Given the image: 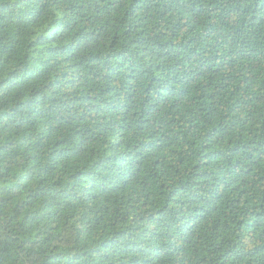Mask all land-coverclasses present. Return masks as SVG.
<instances>
[{
    "label": "trees",
    "instance_id": "obj_1",
    "mask_svg": "<svg viewBox=\"0 0 264 264\" xmlns=\"http://www.w3.org/2000/svg\"><path fill=\"white\" fill-rule=\"evenodd\" d=\"M0 264H264V0H0Z\"/></svg>",
    "mask_w": 264,
    "mask_h": 264
}]
</instances>
